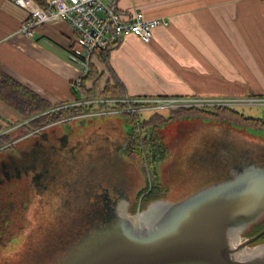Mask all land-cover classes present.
<instances>
[{"label":"water","instance_id":"water-1","mask_svg":"<svg viewBox=\"0 0 264 264\" xmlns=\"http://www.w3.org/2000/svg\"><path fill=\"white\" fill-rule=\"evenodd\" d=\"M121 122H111L117 173L96 172L87 190L73 182L70 125L23 141L22 152L40 143L43 153L17 183L30 210L13 249L0 250V264H264V242L256 243L264 231L247 237L264 219V138L231 124L180 121L174 143L184 141L162 168L171 193L143 210L140 201L133 213L143 179L124 154ZM44 178H70L73 191L40 189V196Z\"/></svg>","mask_w":264,"mask_h":264},{"label":"crops","instance_id":"crops-1","mask_svg":"<svg viewBox=\"0 0 264 264\" xmlns=\"http://www.w3.org/2000/svg\"><path fill=\"white\" fill-rule=\"evenodd\" d=\"M122 6L169 23L155 30L150 44L128 35L110 53L112 74L131 98L264 97V0H134ZM27 18L13 0H0V73L51 103L83 97L75 86L81 71L70 55L73 29L57 21L26 37L19 29ZM92 63L104 74L103 88L111 79L108 66L97 57ZM0 104L1 112H14Z\"/></svg>","mask_w":264,"mask_h":264},{"label":"trees","instance_id":"trees-1","mask_svg":"<svg viewBox=\"0 0 264 264\" xmlns=\"http://www.w3.org/2000/svg\"><path fill=\"white\" fill-rule=\"evenodd\" d=\"M119 43L120 41L113 44L107 51L95 53V57L108 66L111 79L103 88H100L104 74L99 75L92 63L91 72L83 78L80 86L79 93L83 97L78 96L73 102L51 103L0 73V101L21 115V119L16 122L0 116V179L5 181L3 184L0 181V215L5 214L4 211L8 210V205L12 211L16 209L18 201H21L19 207L23 212L28 209L25 204L26 193L17 183L22 180L26 171L35 166L43 153V147L40 143H36L33 150L22 152L23 141L40 135L46 128L54 125L64 126L81 117L95 114H121L123 116L129 140L124 154L139 169L146 183V186L142 185L143 188L137 193L132 207L133 213L136 212L140 201L143 210L149 203L167 196L168 190L162 187L159 172V164L165 161L168 155V145L162 127L177 121L194 119L264 131V117H248L244 112L229 106L179 108L168 110V115L157 111L149 118L141 119L139 110L149 105L128 102V100L142 99V97L131 98L124 85L112 74L109 67V55L118 48ZM90 82H93L91 88L88 87ZM11 172L13 173L11 176L6 175ZM1 210L4 211L1 212ZM22 213L18 216L22 217L20 220L10 223L13 234L16 235L18 232L19 237L23 234L21 225L25 222V215ZM263 231L264 219L247 232V237L256 236ZM11 241L12 239H7L1 245ZM261 242H264V235L256 243Z\"/></svg>","mask_w":264,"mask_h":264},{"label":"built area","instance_id":"built-area-1","mask_svg":"<svg viewBox=\"0 0 264 264\" xmlns=\"http://www.w3.org/2000/svg\"><path fill=\"white\" fill-rule=\"evenodd\" d=\"M13 1L28 13V18L20 27L19 34L33 37L34 31L39 26L57 21L65 22L73 29L75 36L70 55L72 63H75L81 71V78L75 85L78 90L83 78L91 72L96 52L109 50L113 44L128 35H134L144 44H150L155 30L160 26L169 25L166 19H148L141 12L123 8L122 2L132 3L134 0H47L44 6L37 4L35 0ZM128 102L147 103L149 106L143 109L163 112L159 109L233 107L232 105L245 104L264 106V97L220 100L214 104L204 103L206 101L200 99L128 100ZM187 102L195 104L188 105Z\"/></svg>","mask_w":264,"mask_h":264},{"label":"rangeland","instance_id":"rangeland-1","mask_svg":"<svg viewBox=\"0 0 264 264\" xmlns=\"http://www.w3.org/2000/svg\"><path fill=\"white\" fill-rule=\"evenodd\" d=\"M121 4L124 5V7L126 8L131 7L130 2H122ZM197 103L201 104V102H197ZM204 103L214 104V101H206ZM186 104L192 105L195 103L187 102ZM232 106L235 107L237 110L244 112L245 115L248 117H254V118L264 117L263 105L245 104V105H232ZM159 110H163L162 112L163 115L169 114V112L166 111L168 109L161 108ZM1 111L2 110L0 109V113L4 115V118H7L11 122H16L17 120L21 119V115L16 111L14 112L11 111V113L10 112L3 113ZM139 111H140L139 114L141 119H147L152 114L155 113V111L153 110L140 109ZM120 120L121 121L123 120V116L121 114H107V115L95 114L88 117L86 116L81 117L80 119L74 120L70 124L64 125V126L70 125L72 128L71 131L70 129L69 130L66 129L65 131L73 139V165L71 166V169L73 168V182L79 178L78 180L84 183L79 185L86 187V185L90 182L89 179H92V177L96 172H103V171L106 172L107 170L108 171L114 170L115 173H117V166L114 159L116 158L115 150L117 149L118 141H117L116 131L113 127H111L114 125H111V122H116L120 124L121 122ZM188 120L194 121V119H188ZM179 122L180 121H177L170 125L162 127L163 134H166V130L168 132V136L166 137V142L170 144V148L166 160L159 164L161 182H163L162 187H164L165 190H169V189L167 187V184L165 183L166 182L165 178L164 180H162V168L164 165L172 161V159L174 158L175 154L178 152L180 146L184 141V139L181 138L177 144L174 143V138L177 130L176 125L179 124ZM203 122L207 123V121H203ZM106 130L115 132L114 136H112L110 133L107 134ZM249 132L252 135L264 138V131H257L250 129ZM81 176H83L84 179H80ZM103 176H107V175H100V177ZM142 179L143 182L141 183L143 187H145L146 183L144 181V178ZM85 189L87 190L88 188L86 187ZM169 191H171V187ZM167 193L169 194L171 192H167ZM17 197L20 198V196ZM20 204L21 201H18V205L16 209H14L11 212L12 223H15L16 221L22 218L21 216L18 217L22 213L21 208L19 207ZM9 237L12 239V241L10 243L0 245L1 251L12 250L13 245H15L16 241L18 240L19 233L17 232L16 235H14L13 232L9 231V234L5 235L4 240L8 239Z\"/></svg>","mask_w":264,"mask_h":264},{"label":"flooded vegetation","instance_id":"flooded-vegetation-1","mask_svg":"<svg viewBox=\"0 0 264 264\" xmlns=\"http://www.w3.org/2000/svg\"><path fill=\"white\" fill-rule=\"evenodd\" d=\"M263 118V117H262ZM8 172V171H7ZM11 174H13L12 172L10 173V174H6L7 176H10ZM28 174V173H27ZM45 175H43V177H44ZM45 179V178H44ZM48 181V179H45L44 180V184L42 185V188H40V184H38V186H36V188H38V191H39V194H40V189L43 191V193H45L47 190H50V189H53V188H55V189H57V192H58V195L59 196H61V193H60V191L61 190H69V191H73V182H71L72 181V179H70V178H63V179H61V180H59V181H57V182H54V183H51V181H49V182H47ZM68 188V189H67ZM40 196H41V194H40ZM54 198L55 197H58V196H53ZM45 199V198H44ZM43 199V200H44ZM66 201V200H65ZM67 202V201H66ZM27 201H25V204L27 205ZM58 205V204H57ZM27 207H28V209L27 210H25V212H23V210H21L23 213H24V215L26 214V212L28 211V210H30L29 209V206L27 205ZM5 210V209H4ZM4 210H1V212H3ZM8 211V212H7ZM32 211V210H31ZM11 212H12V209H10L9 208V205H8V210H6V212L4 211V213L5 214H1L0 215V230H2V232H0V245H1V243L3 242V241H6V240H4V238H5V235L6 234H9V231H11V232H13L12 231V227H11ZM22 213V214H23ZM4 216V217H3ZM59 219V218H58ZM59 221H57V223H58ZM11 223V224H10ZM28 223V222H27ZM65 233V232H64ZM28 234V233H27ZM8 240H11V238L9 237L8 238Z\"/></svg>","mask_w":264,"mask_h":264}]
</instances>
